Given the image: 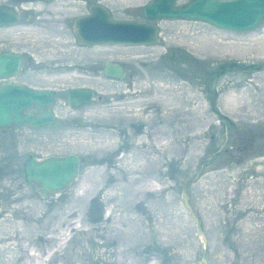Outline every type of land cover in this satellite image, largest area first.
Instances as JSON below:
<instances>
[{
  "label": "rangeland",
  "instance_id": "1",
  "mask_svg": "<svg viewBox=\"0 0 264 264\" xmlns=\"http://www.w3.org/2000/svg\"><path fill=\"white\" fill-rule=\"evenodd\" d=\"M146 1L101 3L114 18L140 20ZM69 10L86 12L81 3ZM155 23L160 39L150 46L12 43L28 50L34 63L41 60V71L16 79L54 89L55 115L51 125L0 131V264H200L201 239L180 191L206 144L213 150L223 138L204 80L225 60L264 63V22L243 32L185 19ZM0 30L8 38L10 30ZM60 32L70 38L71 30ZM48 33L28 27L13 39ZM104 60L124 63L129 71L122 79L107 77ZM82 85L94 88L95 98L70 106L67 90ZM210 90L216 109L238 132L233 143L264 128V70L225 69ZM28 152L39 158L77 153L79 173L63 192L42 198L24 180ZM222 157L217 169L211 164L205 169L209 174L186 191L207 235L209 262L229 264L233 252L241 257L234 264H264V212L238 220L232 203L234 178L251 165L252 155L245 152L237 165ZM62 234H67L64 241ZM40 235L51 251L48 259H43L46 252L29 254L32 246L25 243Z\"/></svg>",
  "mask_w": 264,
  "mask_h": 264
},
{
  "label": "water",
  "instance_id": "2",
  "mask_svg": "<svg viewBox=\"0 0 264 264\" xmlns=\"http://www.w3.org/2000/svg\"><path fill=\"white\" fill-rule=\"evenodd\" d=\"M109 10L101 3H92L85 15H79L75 19L73 34L79 41L77 44L89 47H91L90 45L101 44L150 46L158 43L160 39L159 26L155 21L161 19L169 21L172 19H185V21L205 22L208 25L217 27V29L238 32L251 31L264 22V0H187V2L180 4H177L175 0H147L142 8L144 18L140 20H135V18L117 19L111 15ZM0 15H4L2 10H0ZM9 20L7 22L0 21V25L13 24L16 21L14 17ZM20 61V54L0 52V78L6 80L16 73ZM103 66V74L107 77L123 78L125 71L123 64L112 60L104 61ZM225 69L230 71L238 69L241 72L262 71L264 70V63L249 65L239 61L225 60L214 66L211 72L208 73L204 80V89L210 94L213 112L221 120L225 116L216 109L213 102L216 94L210 90V87L215 76L220 75ZM93 92L92 88L84 85L72 86L68 89L66 98L70 106L80 107L93 101L95 98L92 97ZM54 94L53 89H47L46 87L35 88L14 81L2 82L0 84V131L23 125H27L32 129L51 125L55 115L54 110L51 109L54 103ZM33 107H36L38 112L33 110ZM226 128L224 143L214 152V155H217L220 148H223L226 144L228 138ZM24 162V180L32 184L33 191L38 192L42 198H47L49 194L63 192L67 189L78 175L79 165H81L78 154L70 152L65 153V155H47L43 158L37 157L35 153L28 152ZM201 169H203V163L200 159L196 175L182 183L180 195H182V204L185 206L186 212L194 220L196 234L201 239L200 264H207L204 255L207 238L204 235L202 225L199 224L191 195L186 192L189 184L198 180L201 176Z\"/></svg>",
  "mask_w": 264,
  "mask_h": 264
},
{
  "label": "flooded vegetation",
  "instance_id": "3",
  "mask_svg": "<svg viewBox=\"0 0 264 264\" xmlns=\"http://www.w3.org/2000/svg\"><path fill=\"white\" fill-rule=\"evenodd\" d=\"M80 3L84 7L86 12L84 13L82 12L79 15H82V14L85 15L89 10L90 4L92 3L99 4L101 3V0H0V10L4 12V15H0V21L2 22L10 21L9 19H11V17H14V19L16 20L15 23L13 24L8 23L7 25H3V26L0 25V29L10 30V35H8V38H4L0 33V52L4 51L8 53L11 52L14 54H20V60H21L20 66L17 69L18 71L12 74L10 77H8L6 80L0 78V84L4 81L5 82L14 81L15 83H18V84L23 83L26 86L31 87L33 86L32 84L30 85L29 83H26V81H23V80L20 81V80H17L16 78H18L20 75L26 72H30V71L34 72V70L36 72H39L41 71V68L43 67L41 60L40 61L37 60L35 62L36 64L34 63L33 59H31V56H30L32 54L31 53L29 54L28 50L24 51L22 49H19V50L14 49L12 46L14 43L19 42V41H24V42H29V41L79 42L78 39L74 37V34H73L74 32L73 22L75 21L76 18L79 17V15L71 14L69 12L70 11L69 9H74L75 5H78ZM101 4L103 5V3ZM142 8H143V5H142ZM142 8H141V12H142ZM28 27L29 28L31 27L32 28H44V30H48L49 33L48 35L44 34L45 38L41 36L39 38H34V39L29 38L25 40L24 39H21V40L13 39L14 38L13 35L17 34L18 31H21L22 29H28ZM61 30H71L68 36L70 38L61 37L63 33V32L62 33L60 32ZM24 33H26V31ZM81 46H84V45H81ZM84 47H89V46H84ZM104 61H102V65H101L102 70L104 68L103 66ZM122 64L125 66V71H124V74H125L126 72L129 71V69L124 63ZM211 87H212V82H211ZM92 89L94 90L92 94V97H93L94 94L96 93V90L94 88ZM33 110L38 112L36 107H33ZM216 122H218V124L222 127L221 132H222L223 138L221 139L218 146L213 150L211 149L212 145L209 146L210 143H207L208 141L206 142L207 143L206 149L204 151L205 154L204 156L200 158L203 163V169H201V176L202 175L205 176L209 174L211 170L208 172H205V169L209 168L211 164L213 165L211 167L213 171L217 169L216 166L218 165V162L220 161L219 159L223 158L222 156L227 157L226 159H229L228 161L229 163H233L234 165H237V164H240L242 156H245V152L250 151L252 155V159L250 160L251 165L249 164L250 166L241 167L240 170L237 171L239 175L237 176L236 179L234 178L236 182V183L235 182L233 183L234 185L233 193L235 194V198H233L232 203H234V206L236 207V209H234V213L238 220L241 219L243 216H246L248 218L249 216H252V215L253 217H256V218L262 217V212H264V161L262 160L264 156V128L260 126L256 128L255 130H253L252 132H249V133L247 132L248 135L244 138L245 142L236 140V142L233 143L234 142L233 140H235V138L239 136L238 134H236L238 132L232 129L233 121H231V119L228 117H224L223 120H221V118H217ZM225 128L228 131V138H227L226 144L223 148H220L217 155H214V152L222 145V143H224L223 140L226 137ZM233 132H236V133L233 135ZM210 137H211L209 138L210 140L215 138L214 135L212 134H210ZM200 159H198L197 161V170L199 167ZM197 170H195V173ZM195 173L189 178L195 176L196 175ZM204 235H206L205 232H204ZM206 238H207V235H206ZM1 241L3 242L4 240H2L1 238L0 242ZM207 241H206V245H207ZM25 243L31 244V246L35 248L34 250L35 251L37 250L36 253L38 254L45 253L47 249V244H48L46 240L43 239L42 235H40L39 238L36 237V239H34L33 241L31 240V238L29 239L28 237V240ZM207 251H208V245L206 246V251L204 252V255L206 256L207 264H210ZM231 254H232V259L230 260L229 264L237 263V261L241 259V257L238 256V254H235L233 252H231ZM215 255H216V258H219L217 254ZM248 259H251V257H249ZM244 264H247V263L244 262Z\"/></svg>",
  "mask_w": 264,
  "mask_h": 264
},
{
  "label": "bare ground",
  "instance_id": "4",
  "mask_svg": "<svg viewBox=\"0 0 264 264\" xmlns=\"http://www.w3.org/2000/svg\"><path fill=\"white\" fill-rule=\"evenodd\" d=\"M95 46H101V45H95ZM81 69H82V67L80 68V71H81ZM66 235H67V234H66ZM66 235H65V234H62L61 236H59V238H60L62 241H64ZM62 241H60V242H62ZM34 249H35V248H34L33 246L30 247V248H29V254L32 253V254H34V255L37 256V255H38V253H36L37 250L35 251ZM50 252H51V251H50ZM50 252L47 251V252L45 253V257H44L43 259H48L49 256H50V254H51ZM36 256L34 257L35 260L38 258V257H36ZM39 257H41L40 254H39ZM39 259H40V258H39ZM41 259H42V258H41ZM41 259H40V260H41ZM40 260H39V261H40ZM41 261H42V260H41ZM41 261H40L39 263H41ZM42 262H43V261H42ZM35 264H36V263H35Z\"/></svg>",
  "mask_w": 264,
  "mask_h": 264
}]
</instances>
